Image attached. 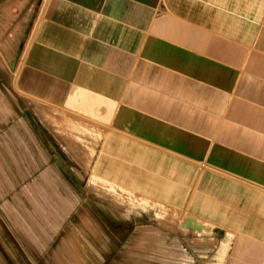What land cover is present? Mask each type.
Listing matches in <instances>:
<instances>
[{"label":"crops","instance_id":"0c3cea01","mask_svg":"<svg viewBox=\"0 0 264 264\" xmlns=\"http://www.w3.org/2000/svg\"><path fill=\"white\" fill-rule=\"evenodd\" d=\"M14 92L18 173L53 164L25 103L60 108L104 129L94 177L221 231L172 264L264 263V0H48Z\"/></svg>","mask_w":264,"mask_h":264},{"label":"rangeland","instance_id":"374dc122","mask_svg":"<svg viewBox=\"0 0 264 264\" xmlns=\"http://www.w3.org/2000/svg\"><path fill=\"white\" fill-rule=\"evenodd\" d=\"M46 1L0 0V106L6 110ZM25 106L36 141L52 157L45 169L52 171L29 175L11 164L12 145L18 154L20 141L6 111L9 133L5 147L0 143V264H172V236L190 216L91 174L104 131L100 125L39 101Z\"/></svg>","mask_w":264,"mask_h":264},{"label":"water","instance_id":"95a60500","mask_svg":"<svg viewBox=\"0 0 264 264\" xmlns=\"http://www.w3.org/2000/svg\"><path fill=\"white\" fill-rule=\"evenodd\" d=\"M181 227L190 228L198 232H211L213 231L216 235H220L221 231L211 225L205 224L203 221H200L192 216L188 217L184 223H181Z\"/></svg>","mask_w":264,"mask_h":264},{"label":"bare ground","instance_id":"6f19581e","mask_svg":"<svg viewBox=\"0 0 264 264\" xmlns=\"http://www.w3.org/2000/svg\"><path fill=\"white\" fill-rule=\"evenodd\" d=\"M48 1V0H47ZM44 9V8H43ZM26 51H27V49H26ZM26 51H25V53H26Z\"/></svg>","mask_w":264,"mask_h":264}]
</instances>
